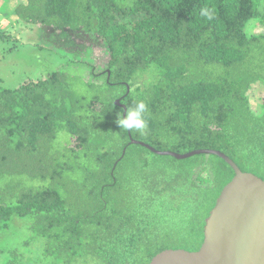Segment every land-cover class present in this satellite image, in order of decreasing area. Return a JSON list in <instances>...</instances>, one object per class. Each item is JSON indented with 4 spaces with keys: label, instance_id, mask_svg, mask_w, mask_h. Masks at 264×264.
Listing matches in <instances>:
<instances>
[{
    "label": "trees",
    "instance_id": "obj_1",
    "mask_svg": "<svg viewBox=\"0 0 264 264\" xmlns=\"http://www.w3.org/2000/svg\"><path fill=\"white\" fill-rule=\"evenodd\" d=\"M14 12L63 52L78 40L93 49L84 50L87 77L0 84V229L28 218L44 254L67 261L148 264L165 249H199L231 167L131 144L116 99L126 111L147 105L133 140L217 150L264 180V95L257 109L248 97L264 87V0H25ZM251 20L263 31L247 33ZM94 45L101 68L86 55Z\"/></svg>",
    "mask_w": 264,
    "mask_h": 264
},
{
    "label": "rangeland",
    "instance_id": "obj_2",
    "mask_svg": "<svg viewBox=\"0 0 264 264\" xmlns=\"http://www.w3.org/2000/svg\"><path fill=\"white\" fill-rule=\"evenodd\" d=\"M263 1V0H262ZM25 0H0V84L6 88H16L28 79L44 78L52 72L89 76L91 68L85 63L84 50L89 49L85 43L80 51L82 41H75L73 47L62 43L64 52L58 47L43 27L24 23L15 14L14 9ZM247 23L245 31L262 32L261 26ZM255 27V28H254ZM254 28V29H253ZM61 43V42H59ZM90 45V46H89ZM95 46V45H94ZM82 48V47H81ZM90 59L101 68V50L95 46ZM98 70V69H97ZM147 75H139L136 81L144 84ZM264 87L252 86L248 91L251 108L257 109L264 95ZM119 94V92H117ZM64 133L57 135L56 142L61 144ZM36 183H40L36 180ZM34 184V183H32ZM44 241L29 229V219L14 217L8 226L0 229V264H105L92 255L67 261L66 256L44 254Z\"/></svg>",
    "mask_w": 264,
    "mask_h": 264
},
{
    "label": "water",
    "instance_id": "obj_3",
    "mask_svg": "<svg viewBox=\"0 0 264 264\" xmlns=\"http://www.w3.org/2000/svg\"><path fill=\"white\" fill-rule=\"evenodd\" d=\"M114 104L126 108L119 99ZM137 144L162 156L178 160L195 155H216L233 171V177L222 188L213 208L204 220L203 241L196 251L165 249L152 257L148 264H264V180L241 171L225 154L217 150L196 149L186 153L158 151L133 140Z\"/></svg>",
    "mask_w": 264,
    "mask_h": 264
},
{
    "label": "clouds",
    "instance_id": "obj_4",
    "mask_svg": "<svg viewBox=\"0 0 264 264\" xmlns=\"http://www.w3.org/2000/svg\"><path fill=\"white\" fill-rule=\"evenodd\" d=\"M147 111V105L143 101H139L135 104L134 108L127 109L125 116L121 117L118 113L117 123L124 129H136L138 131H143L147 126L146 120L144 119Z\"/></svg>",
    "mask_w": 264,
    "mask_h": 264
}]
</instances>
